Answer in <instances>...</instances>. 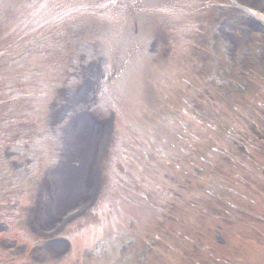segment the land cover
I'll return each instance as SVG.
<instances>
[{
	"label": "rangeland",
	"instance_id": "374dc122",
	"mask_svg": "<svg viewBox=\"0 0 264 264\" xmlns=\"http://www.w3.org/2000/svg\"><path fill=\"white\" fill-rule=\"evenodd\" d=\"M127 3L8 0L0 6V42H14L20 36L23 42L38 38L36 54L52 56L42 59L41 68L57 78L50 97L49 130L58 147L55 165L40 172L29 153L20 149L21 157L11 159L6 140L0 143V234L25 236V242L0 240V264H77L67 237L75 222L90 217L102 186L99 160L110 155L113 113L127 139L136 120L145 125L138 112L146 104L152 120L149 127L162 139V153L152 156L157 163L142 164L144 174L137 175L135 182L131 173L128 179L148 218L141 220L142 207L135 209L137 224L129 226L126 239L125 234L117 238L119 228L112 215L84 228L81 237L94 249L84 263L236 264L239 258L240 264H264V27L249 21L252 12L264 16V0H137L133 12ZM142 15L144 23L155 22L148 57L142 56L144 65L160 66L167 75L154 83L153 75L141 70L139 58L132 71L125 70L132 72L129 80L120 78L118 69L125 40L141 34ZM49 18L64 22L52 25ZM137 42L142 49L141 40ZM185 48L195 52L187 60L179 57ZM64 53L69 65L57 67L54 61ZM163 66H168L166 71ZM188 68L193 70L191 79L183 74ZM192 102L197 103L193 113L205 115L204 121L198 126L183 121L170 128L168 118ZM208 119L221 134L218 137H228L231 143L223 145L222 157L215 155L213 163L197 171L202 160L180 157L172 145L178 149L185 141L204 140L213 131L206 125ZM125 122L132 130L123 128ZM128 142L133 148L136 141ZM183 158L187 162L178 168L175 164ZM185 169L189 173L184 174ZM183 179L190 182V191L180 211L222 215L211 223L205 243L198 248L187 235L185 242L180 238L194 213L185 211V216L175 218L172 193L180 190ZM124 196L130 199L128 194L121 199ZM193 202L199 203L201 212Z\"/></svg>",
	"mask_w": 264,
	"mask_h": 264
},
{
	"label": "bare ground",
	"instance_id": "6f19581e",
	"mask_svg": "<svg viewBox=\"0 0 264 264\" xmlns=\"http://www.w3.org/2000/svg\"><path fill=\"white\" fill-rule=\"evenodd\" d=\"M62 198H63V197H62ZM62 198H61V200H62ZM61 200H60V201H61Z\"/></svg>",
	"mask_w": 264,
	"mask_h": 264
}]
</instances>
